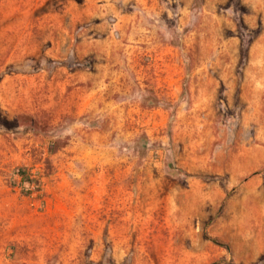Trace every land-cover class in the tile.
<instances>
[{
    "label": "rangeland",
    "instance_id": "374dc122",
    "mask_svg": "<svg viewBox=\"0 0 264 264\" xmlns=\"http://www.w3.org/2000/svg\"><path fill=\"white\" fill-rule=\"evenodd\" d=\"M0 264H264V0H0Z\"/></svg>",
    "mask_w": 264,
    "mask_h": 264
},
{
    "label": "trees",
    "instance_id": "16d2710c",
    "mask_svg": "<svg viewBox=\"0 0 264 264\" xmlns=\"http://www.w3.org/2000/svg\"><path fill=\"white\" fill-rule=\"evenodd\" d=\"M243 38V37H242ZM245 53H246V49H244V48H241V54H240V56H241V60H243L244 58H245ZM18 175L20 176V177H22V183L24 182L23 180H24V172L23 171H18ZM28 194H30V191H28Z\"/></svg>",
    "mask_w": 264,
    "mask_h": 264
}]
</instances>
